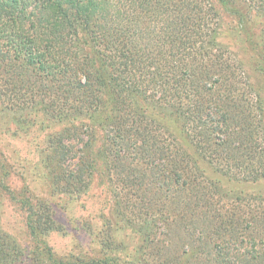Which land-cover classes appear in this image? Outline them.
Masks as SVG:
<instances>
[{
    "label": "trees",
    "instance_id": "obj_1",
    "mask_svg": "<svg viewBox=\"0 0 264 264\" xmlns=\"http://www.w3.org/2000/svg\"><path fill=\"white\" fill-rule=\"evenodd\" d=\"M243 1L260 15L259 41L246 40L264 74V0ZM218 2L245 31L241 0ZM50 6L51 24L38 12ZM5 21L24 34L10 43L0 31V104L22 126L43 113L88 137L76 150L60 134L47 140L49 173L63 175L79 152L67 192L81 194L101 166L115 183L111 224L142 237L137 264H264V197L229 193L203 167L230 181L264 178V100L218 41L209 0H0ZM1 194L0 264H11L24 251L3 227ZM25 203L32 235L58 228L43 200ZM46 254L47 264H71ZM115 258L78 264H126Z\"/></svg>",
    "mask_w": 264,
    "mask_h": 264
},
{
    "label": "rangeland",
    "instance_id": "obj_2",
    "mask_svg": "<svg viewBox=\"0 0 264 264\" xmlns=\"http://www.w3.org/2000/svg\"><path fill=\"white\" fill-rule=\"evenodd\" d=\"M241 2L239 5L249 15L245 31L240 29L236 17L224 9L218 0H209L220 17L218 41L241 62L243 72L253 84L256 96L258 94L264 100V74L256 66L258 52L251 49L246 40V35L254 33L259 41L260 15L247 2L243 0ZM31 9L30 6L28 11ZM55 10L50 6L41 8L38 12L44 22L51 24L55 21ZM20 27L21 24L16 21L1 23L0 31L6 35L1 40L10 43L11 40L19 41L18 37L24 34ZM42 114L36 115L34 121L27 123L29 126L26 127L15 122L0 104V132H3L0 133V172L7 173L3 179L5 188L0 192L4 205L2 224L24 251L22 258L11 264L51 263L46 257L48 248L55 258L71 264H78L81 259H97L108 255L120 257L115 258L118 263L124 261L126 264H137L143 252L142 237L124 228L120 221L119 224H111L110 219L115 221L118 218L113 215V194L110 191L115 187V183L114 180L108 179L106 172H101V166L93 173L91 190L81 194L67 192V172L74 173L76 170V155L79 152L72 151V158L71 156L64 158L61 164L63 175L58 173L56 178L49 173L51 167H47L46 154L43 150L47 140L57 141V137L60 136L55 135L60 134L63 143H69L73 150H76L80 147L81 141L88 140V137L80 134V131L70 132L68 135L67 125L70 124V120L53 122ZM262 118L264 132V115ZM170 120L172 121V118ZM86 121V118H79L77 122L81 125ZM27 128H30L31 132L21 134ZM14 131L20 134L12 138L11 134ZM4 133L5 135H2ZM92 140L96 141L94 142L96 146L99 145L100 134L89 139ZM25 141L28 143L25 144ZM203 167L204 171L229 193L264 197V178L254 183L230 181L225 177L219 179V174L212 171L209 165ZM23 187L26 189L22 190ZM19 195L32 203L43 200L59 224L58 228L32 235L26 225V200L21 199Z\"/></svg>",
    "mask_w": 264,
    "mask_h": 264
}]
</instances>
